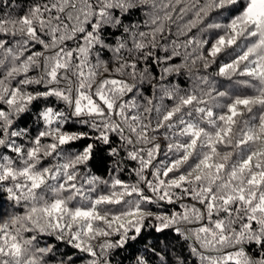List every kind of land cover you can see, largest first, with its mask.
Returning a JSON list of instances; mask_svg holds the SVG:
<instances>
[{"label": "snow or ice", "instance_id": "snow-or-ice-1", "mask_svg": "<svg viewBox=\"0 0 264 264\" xmlns=\"http://www.w3.org/2000/svg\"><path fill=\"white\" fill-rule=\"evenodd\" d=\"M134 9L143 11L147 31L123 23ZM106 27L121 28L132 46L123 36L106 43ZM36 45L42 50L33 51ZM105 49L117 67L101 58ZM175 57L181 63H170ZM138 60L165 65L154 88L170 107L155 97L137 100L138 85L155 79ZM198 65L217 70L200 74ZM0 68V264H49L55 246H39L42 236L67 241L86 254L85 264H110L108 251L136 240L148 219L158 222L156 231L171 228L191 241L200 264H264V0H33L23 15L0 17ZM182 69L192 88L161 83ZM210 77L252 94L221 91ZM49 98L64 108L45 103L36 117L42 129L27 147L17 143L28 130L13 125ZM71 118L96 135L64 130ZM157 133L167 143L165 159L154 163L162 151ZM113 134L120 144L109 154L123 150L138 163L135 184L91 174L93 144L65 147L82 139L110 144ZM50 157L55 162L45 164ZM161 202L180 211L142 207ZM113 235L119 239L93 243ZM252 244L254 255L246 250Z\"/></svg>", "mask_w": 264, "mask_h": 264}, {"label": "trees", "instance_id": "trees-1", "mask_svg": "<svg viewBox=\"0 0 264 264\" xmlns=\"http://www.w3.org/2000/svg\"><path fill=\"white\" fill-rule=\"evenodd\" d=\"M33 3V0H0V17H6L8 15L19 16L23 15L27 8ZM145 16L143 15V11L140 9L132 10L128 15L123 17V23L125 25H133L139 24L140 31H147L148 29L143 26V21ZM173 33L175 32V26L172 29ZM195 31V30H193ZM105 40L106 43L115 46L116 40L118 37L123 36L128 41V47H131V40H128L127 34L123 33L121 28H110L106 27L104 29ZM167 35V34H166ZM4 39H11L10 37H3ZM168 40L176 39L174 35L168 36ZM179 39H185V37H180ZM164 41H162L163 43ZM42 50L40 45H36V48L33 51ZM158 56L163 57L165 53L161 51L159 48L154 49ZM28 53H26L27 55ZM122 55L127 59H131L132 57L127 56L126 52H122ZM101 58L105 61H108V67L113 69L118 65L113 60V54L107 49L101 52ZM182 61V57H175L170 63L179 64ZM93 62L95 59L93 57ZM138 69L142 70L146 65L148 67V72L155 79L146 78L143 83L139 84V93L137 94V100L141 104H145L146 101L142 97L146 98H154V103H162L166 106H171L172 101L167 97L160 100L161 93L156 91L154 85H157L159 81V77L162 73L164 64H156L149 61L138 60ZM197 69L200 74H208L214 73L217 70L216 65H212L207 71L202 68V66H197ZM4 69L0 68V73H2ZM196 70H194L195 72ZM39 72L38 69H34L33 72L29 73V75H37ZM107 75V74H105ZM124 79H130L125 76ZM216 80L217 85H223L224 87H220V90H228L230 93L235 92L240 95H249L252 94L251 89L242 88L240 86H234L232 82L225 80L222 77H210ZM234 80L237 78H233ZM243 79V78H239ZM161 83L165 85L176 84L179 85L181 89H190L193 87L195 81L192 76L188 75L187 70L182 69L179 75L172 74L165 78V80L161 81ZM13 85H15V81H13ZM39 89L43 90L41 85H33L29 87V90ZM131 96V94H129ZM128 99V97H125ZM47 103L48 106H53L56 108H64L63 103L56 101L54 98H49L47 102L39 101L34 102L32 111L23 114L19 120H17L16 124L13 125V128H26L28 130V135L25 137L16 138L17 143L24 144L26 147L28 146V141L31 138H34L37 132V129H42L43 124L37 123V110L41 109ZM0 108H6L4 105H0ZM153 115H155L153 113ZM64 130L68 132H77L83 131L89 133L90 136H95L96 133L94 130L90 129L87 125L80 124L76 122V118H71L70 121L64 125ZM164 132V129L160 130V133ZM159 136V142L162 145L161 154L157 157V160L154 163H158L160 160L165 159L163 155L164 147L167 141L164 140L163 136L157 133ZM47 143V138L43 141ZM93 144V156L92 159L88 163V168L90 169L91 174H95L97 176L102 177L103 179H110L109 173L111 172L113 176L121 179L122 181L135 184L138 181V177L134 171L135 168H138V163L136 161H131L126 159L125 151L121 150L119 157H114L109 154V150L112 147H117L120 142L117 137L113 134L111 136L110 144H103L93 139H82L80 141L74 142L70 147L73 151H82L83 148L87 144ZM0 152H5L4 149H0ZM6 154L14 155L10 151ZM119 160L120 163L118 165V170L114 167L116 161ZM52 161V158H48L44 161L45 164ZM55 162V161H52ZM83 166H81V171L83 172ZM152 169H149L145 174L150 173ZM140 187H144L143 184ZM105 186L100 185L98 191H104ZM146 194H149L146 192ZM137 197L133 194L132 197H128L126 199H136ZM187 203H192V201L186 200ZM112 207L113 212L119 210L122 206H110ZM142 207L148 208L150 211L154 213H168L170 214L172 211H180L179 204L169 205L166 202H161L160 204H146L142 205ZM11 212H20L22 211V206L17 208L10 209ZM158 222L148 219L145 221L144 228L141 231V234L137 237L136 240H129L122 248H113L108 251V260L110 264H137V259L139 257H143L148 261V264H200L197 257L193 256L190 251L191 241L185 240L182 236L178 235L173 229H165L163 231H156L154 225ZM197 225H188L187 227H196ZM181 227H185L181 225ZM129 235H133V233H129ZM104 239H110L112 241H116L119 239L118 236L113 235L111 237H101L97 241L93 243L99 245ZM45 245H54L53 254L48 258L49 264H58L59 261H66L68 257H72V260L69 264H85L86 254L79 252V250L70 246L67 241H59L56 240L55 237L42 236L40 237L39 246L43 247ZM256 245H248L246 246V250L255 254ZM231 251V249L226 250ZM215 255V253H212Z\"/></svg>", "mask_w": 264, "mask_h": 264}]
</instances>
